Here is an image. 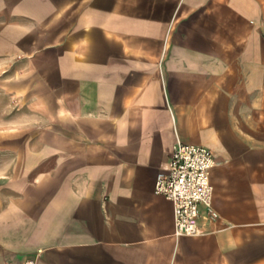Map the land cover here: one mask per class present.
Listing matches in <instances>:
<instances>
[{"label": "crops", "instance_id": "obj_1", "mask_svg": "<svg viewBox=\"0 0 264 264\" xmlns=\"http://www.w3.org/2000/svg\"><path fill=\"white\" fill-rule=\"evenodd\" d=\"M209 149L214 221L154 194ZM264 264V0H0V264Z\"/></svg>", "mask_w": 264, "mask_h": 264}, {"label": "built area", "instance_id": "obj_2", "mask_svg": "<svg viewBox=\"0 0 264 264\" xmlns=\"http://www.w3.org/2000/svg\"><path fill=\"white\" fill-rule=\"evenodd\" d=\"M214 166L209 149L177 143L170 160L157 173L154 194L172 204L175 238L203 233L199 225L200 206L204 207L206 219L214 221L218 218L211 204L213 190L210 172ZM24 264H35V260L29 259Z\"/></svg>", "mask_w": 264, "mask_h": 264}]
</instances>
